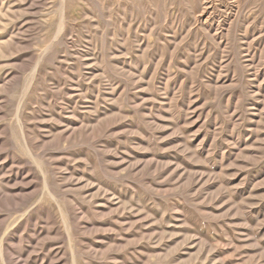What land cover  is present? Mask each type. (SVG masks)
Here are the masks:
<instances>
[{"label": "rangeland", "instance_id": "rangeland-1", "mask_svg": "<svg viewBox=\"0 0 264 264\" xmlns=\"http://www.w3.org/2000/svg\"><path fill=\"white\" fill-rule=\"evenodd\" d=\"M0 264H264V0H0Z\"/></svg>", "mask_w": 264, "mask_h": 264}]
</instances>
